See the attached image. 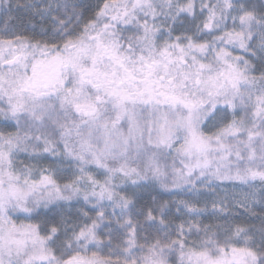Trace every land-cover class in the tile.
Wrapping results in <instances>:
<instances>
[{
  "label": "snow or ice",
  "instance_id": "snow-or-ice-1",
  "mask_svg": "<svg viewBox=\"0 0 264 264\" xmlns=\"http://www.w3.org/2000/svg\"><path fill=\"white\" fill-rule=\"evenodd\" d=\"M0 25V264H264V0Z\"/></svg>",
  "mask_w": 264,
  "mask_h": 264
},
{
  "label": "trees",
  "instance_id": "trees-1",
  "mask_svg": "<svg viewBox=\"0 0 264 264\" xmlns=\"http://www.w3.org/2000/svg\"><path fill=\"white\" fill-rule=\"evenodd\" d=\"M90 2H93V3H94V2H95V0H90ZM0 26H2V25H0ZM165 198H168V197H165Z\"/></svg>",
  "mask_w": 264,
  "mask_h": 264
}]
</instances>
